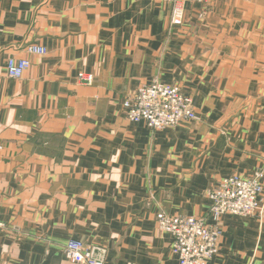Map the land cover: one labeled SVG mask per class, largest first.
Masks as SVG:
<instances>
[{
    "label": "crops",
    "instance_id": "obj_1",
    "mask_svg": "<svg viewBox=\"0 0 264 264\" xmlns=\"http://www.w3.org/2000/svg\"><path fill=\"white\" fill-rule=\"evenodd\" d=\"M183 5L174 25L165 0H0V264H76L70 239L106 264H179L156 215L213 223L208 190L264 168V0ZM10 57L31 62L22 78ZM154 81L197 119L130 121L124 102ZM220 226L208 264H264V219Z\"/></svg>",
    "mask_w": 264,
    "mask_h": 264
},
{
    "label": "built area",
    "instance_id": "obj_2",
    "mask_svg": "<svg viewBox=\"0 0 264 264\" xmlns=\"http://www.w3.org/2000/svg\"><path fill=\"white\" fill-rule=\"evenodd\" d=\"M168 1L174 4L172 23L181 25L185 17V2L207 3L209 0ZM28 50L46 53V48L38 45H31ZM30 66L28 59L10 57L6 70L11 78L20 79ZM78 77L84 85H91L94 81L92 74L82 72ZM124 111L132 122H144L152 130L175 128L182 121L197 119L192 98L180 87L160 81L141 86L134 97L124 102ZM207 196L211 200L210 218L213 223L187 214L159 212L156 215L159 230L173 237L171 251L179 264H208L219 254L223 233L220 224L224 215H257L264 219V168L248 176L228 175L210 188ZM107 253V248L87 244L80 239H70L64 248L65 257L76 264H106Z\"/></svg>",
    "mask_w": 264,
    "mask_h": 264
},
{
    "label": "rangeland",
    "instance_id": "obj_3",
    "mask_svg": "<svg viewBox=\"0 0 264 264\" xmlns=\"http://www.w3.org/2000/svg\"><path fill=\"white\" fill-rule=\"evenodd\" d=\"M165 1H167V2H169L168 0H165ZM169 3H171V2H169ZM173 4V3H172ZM201 4H205V3H201ZM173 7H174V4H173ZM173 7H172V9H173ZM183 7H184V5H183ZM184 10H185V8H184ZM186 17V16H185ZM185 17H184V21H185ZM171 20H172V14H171ZM183 21V22H184ZM164 83V82H163ZM166 84V83H165ZM171 85H175V86H178V87H180L179 85H176V84H171ZM140 88V87H139ZM138 88V89H139ZM181 88V87H180ZM181 90H182V88H181ZM138 91V90H137ZM183 91V90H182ZM130 120V119H129ZM131 121V120H130ZM96 245V244H95ZM98 246H100V245H98ZM104 247V246H103Z\"/></svg>",
    "mask_w": 264,
    "mask_h": 264
}]
</instances>
